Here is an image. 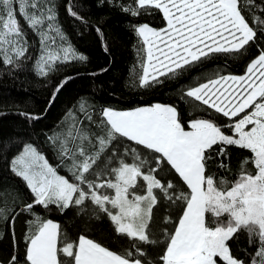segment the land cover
<instances>
[{
  "label": "snow or ice",
  "instance_id": "snow-or-ice-1",
  "mask_svg": "<svg viewBox=\"0 0 264 264\" xmlns=\"http://www.w3.org/2000/svg\"><path fill=\"white\" fill-rule=\"evenodd\" d=\"M107 3L134 20L145 16L154 23L159 14L163 22L161 27L130 22L140 45L132 88L179 83L220 55L245 59L253 48L259 50L243 75L205 71L199 82L179 89L181 101L227 118L224 125L203 116L186 120L175 104L97 110L81 101L78 114H66L64 130L46 137L71 179L25 139V131L0 134V159L32 197L22 209L30 216L23 252L0 264H264V0ZM79 5L80 0H69L67 13L91 27ZM14 8L15 0H0V63L13 71L25 67L30 49ZM19 10L39 38L37 75L87 60L68 43L53 0H19ZM94 30L107 53L102 29ZM71 79L56 86L49 103ZM17 114L26 125L42 119ZM230 146L248 153L235 172ZM53 206L79 217L73 228L107 218L112 230L107 240L121 250L86 234L73 239L60 223L36 212ZM7 212L0 207V221L14 223L16 216ZM244 234L252 251L245 249L247 258H239L230 245ZM10 238L17 247L19 241Z\"/></svg>",
  "mask_w": 264,
  "mask_h": 264
},
{
  "label": "trees",
  "instance_id": "trees-1",
  "mask_svg": "<svg viewBox=\"0 0 264 264\" xmlns=\"http://www.w3.org/2000/svg\"><path fill=\"white\" fill-rule=\"evenodd\" d=\"M53 2L58 13V25L62 27L68 43L78 53L85 55L87 60L58 64L48 76L37 75L34 66L40 54L39 38L28 27L20 14L19 0H15L16 18L30 42L29 59L22 70L15 71L11 70L10 66L0 63V134L7 136L13 132L25 131V139L35 144L49 163L59 170L60 161L46 137L59 131L62 119L69 110L75 114L79 113L81 101H88L97 110L101 107L129 110L154 103L175 104L185 114L186 120L193 116H203L216 119L220 125L228 122L227 118L220 117L212 110H197L188 100L181 101L179 89L199 82L205 71L212 73L219 70L223 74L242 75L247 63L258 53V47L246 54L245 59L225 58L220 55L209 61L204 69L193 71L190 75L182 77L179 83L166 82L163 87L149 89L132 88L130 76L134 70L140 71L137 63L139 59L137 49L140 45L131 30L130 22H149L155 27H161L163 22L159 14L155 16L154 23L151 18L145 16L134 20L123 14L119 7L109 5L107 0L103 4L100 0H80L78 10L85 16L88 25H91L88 27L74 20L67 13L66 7L69 0H53ZM121 2L130 3L131 0H114V4ZM248 18L251 23L252 17ZM96 26L102 29L107 39L109 48L107 53L94 30ZM261 43H264V37H261ZM103 69L108 70L102 72ZM91 73L99 74L91 75ZM66 77H72V79L56 94L54 101L49 103L56 86ZM19 112L35 113L41 115L42 119L26 125L23 117L17 114ZM223 130L226 134H231L229 129ZM229 152L231 167L235 172L239 168L240 161L248 153L234 146L229 147ZM211 171H217L215 165H212ZM66 176L71 179L70 174ZM0 189L5 190L0 193V207L8 209L6 215L16 216L14 223L6 224L0 221V261L6 262L12 254L23 252L27 220L30 216L22 212V209L23 204L30 202L32 197L24 182L9 171L5 159H0ZM8 193L11 195H7ZM18 193L23 194V199L18 197ZM13 197L16 199L14 200ZM36 212L43 219H52L60 223L73 239H77L80 234H86L94 240L105 243L113 250H121L115 241L107 240L112 231L107 218L103 221H95L90 227L79 224L78 227L73 228L72 225L77 223L79 217L73 218L72 211L65 215L55 210L53 206L49 210L37 207ZM11 236L19 241L17 247H13ZM230 246L239 258H247L245 249L252 251L248 246L246 234L231 242Z\"/></svg>",
  "mask_w": 264,
  "mask_h": 264
},
{
  "label": "rangeland",
  "instance_id": "rangeland-1",
  "mask_svg": "<svg viewBox=\"0 0 264 264\" xmlns=\"http://www.w3.org/2000/svg\"><path fill=\"white\" fill-rule=\"evenodd\" d=\"M245 71H246V70H245ZM244 73H245V72H244ZM244 73H243V74H244ZM243 74H242V75H243ZM73 113H74V112H73ZM74 114H75V113H74ZM68 122H69V118H68L67 115H65L64 118L62 119V122H61V126H60L59 131L64 130V127H65V125H66ZM58 171H59L60 174L65 175V176H66L67 174H69L68 171H67V169L64 168V167H60Z\"/></svg>",
  "mask_w": 264,
  "mask_h": 264
},
{
  "label": "water",
  "instance_id": "water-1",
  "mask_svg": "<svg viewBox=\"0 0 264 264\" xmlns=\"http://www.w3.org/2000/svg\"><path fill=\"white\" fill-rule=\"evenodd\" d=\"M56 96V95H55ZM53 97V96H52ZM51 100H52V98H51Z\"/></svg>",
  "mask_w": 264,
  "mask_h": 264
}]
</instances>
